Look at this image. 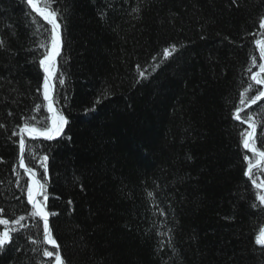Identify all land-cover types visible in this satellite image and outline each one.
<instances>
[{
  "label": "trees",
  "instance_id": "trees-1",
  "mask_svg": "<svg viewBox=\"0 0 264 264\" xmlns=\"http://www.w3.org/2000/svg\"><path fill=\"white\" fill-rule=\"evenodd\" d=\"M57 6L62 50L51 78L68 123L53 140L25 132L23 159L44 185L38 200L66 264H264V160L246 174L260 158L241 135L254 124L264 151V96L251 102L264 91L251 79L264 64V0ZM50 28L24 0H0V219L9 221L0 232L13 237L0 264H55L42 255L55 249L27 199L32 177L19 149L26 121L51 123L38 62Z\"/></svg>",
  "mask_w": 264,
  "mask_h": 264
},
{
  "label": "snow or ice",
  "instance_id": "snow-or-ice-1",
  "mask_svg": "<svg viewBox=\"0 0 264 264\" xmlns=\"http://www.w3.org/2000/svg\"><path fill=\"white\" fill-rule=\"evenodd\" d=\"M24 2L27 5L31 6V9H34L36 13L39 14V16L43 17L45 21L48 22L49 25H51V28L48 29L49 38H50V44L51 48L50 51H48V54L44 56L43 59L39 60L38 62L44 66V71L48 75L44 78L43 81V90H44V99L48 102V112L51 113V123L50 126H47V124L43 127H35V126H29L28 122L26 121L24 124L23 131L27 132L29 136L33 138L43 137L47 140H53L57 137H60L63 133L65 125H67L68 120L67 118L57 109L53 106V98L51 96V90L54 87V85L51 82V77L55 75L52 68L55 65V59L60 53V45H61V37H60V23L58 22V17L62 15L61 9L57 6L58 0H44L43 7L38 6L36 3L33 2V0H24ZM134 11H139L138 9H134ZM29 17L30 23L36 25L37 30L39 29V25L36 24L35 17L32 15V12L29 11L27 13ZM260 27L264 28V18H261V24ZM258 44H261V56L264 57V42L257 41ZM40 47H45L44 43H41L39 45ZM6 47V41L3 38H0V49H3ZM175 51V45H170L169 48L164 49V57L172 55V53ZM155 59V57H153ZM253 63H255V57H253ZM51 64V67H50ZM158 67V65L156 66ZM259 69L261 73H264V64L259 65ZM250 71V70H249ZM139 77L141 79H147L148 77L145 75L143 71L139 73ZM251 79L255 81L257 85H264V79L258 78V74L253 73L251 76ZM140 80H137V83H139ZM59 83H63V80H60ZM251 87V85H250ZM107 90H105L106 93ZM105 93H102L104 95ZM264 96V91H260L259 95L255 96L254 99H252V103H255L257 100L260 99V97ZM100 100L98 99L94 103H99ZM243 104V101H241ZM91 111L95 110V106H93ZM86 111H89V109H86ZM11 115V113H9ZM235 118L237 120H241V116L239 113V110L235 114ZM252 120V116L248 115L247 119L243 120L242 122L248 123ZM4 125L0 124V128H3ZM250 127L254 126L250 125ZM243 137V147L245 149L250 150L251 153L258 156L260 159L257 160V164H259L262 160H264V151H258L257 147L255 146L254 142H250V138L252 136V133H248L247 131L241 133ZM19 149L21 153L20 158V166L25 168L26 172L32 177V182L27 188V199L32 204L34 212L33 215L35 217H39L42 220L43 223V234H44V241L52 245L55 249V252L49 251L47 248L43 249L42 255L45 257H53L55 256V264H66L63 257L60 255L59 252V244L57 241L53 238L51 231L49 229L48 225V216L50 213H48L45 209V205L37 199V197L42 196L43 200H47V196L44 195V185L40 182V180L36 179V172L33 170V168L27 167L24 163L23 159V153L25 151V141L23 138L19 141ZM31 155V153H30ZM48 159L47 155H44L41 161V167L46 168V162ZM246 160L249 159V157H245ZM252 173V165L251 162L248 166V173L247 175H251ZM19 175V174H17ZM253 183H256V181H253ZM259 187H264V185H259ZM149 197L154 196L153 193H148ZM259 200L261 203H264V195L259 196ZM256 205H253L255 207ZM162 211V210H161ZM0 215H5L3 213V210L0 209ZM24 217H21L20 220H23ZM9 221L7 219H0V225H7ZM19 223V221H17ZM257 242L264 245V230H261V233L259 237L257 238ZM13 244V237L10 233V231L5 227V229L0 232V255H3L4 252L8 249V246ZM19 251V249H16Z\"/></svg>",
  "mask_w": 264,
  "mask_h": 264
},
{
  "label": "water",
  "instance_id": "water-1",
  "mask_svg": "<svg viewBox=\"0 0 264 264\" xmlns=\"http://www.w3.org/2000/svg\"><path fill=\"white\" fill-rule=\"evenodd\" d=\"M33 2H34V0H33ZM35 3V2H34ZM40 7H43V6H40ZM60 37H61V30H60ZM61 50H62V37H61V45H60V53H61ZM60 53H59V55H60ZM58 55V56H59ZM57 56V57H58ZM56 57V58H57ZM43 66V65H42ZM43 69H44V66H43ZM257 74V73H256ZM48 75V74H47ZM51 82H52V80H51ZM52 84H53V82H52ZM54 85V84H53ZM54 92H55V86L52 88V90H51V96H52V98H54ZM21 132H24L23 131V129H21ZM31 137V136H30ZM21 138H23L24 139V141H25V138H24V136L22 135L21 136ZM43 138V137H42ZM25 146H26V141H25ZM24 154V153H23ZM25 169V168H24ZM39 180V179H38ZM48 225H49V229H50V218H49V216H48Z\"/></svg>",
  "mask_w": 264,
  "mask_h": 264
},
{
  "label": "rangeland",
  "instance_id": "rangeland-1",
  "mask_svg": "<svg viewBox=\"0 0 264 264\" xmlns=\"http://www.w3.org/2000/svg\"><path fill=\"white\" fill-rule=\"evenodd\" d=\"M263 163V160L259 163V166ZM257 165V163H255L253 166H252V169ZM60 255L63 257V254L62 252H60ZM64 258V257H63Z\"/></svg>",
  "mask_w": 264,
  "mask_h": 264
},
{
  "label": "bare ground",
  "instance_id": "bare-ground-1",
  "mask_svg": "<svg viewBox=\"0 0 264 264\" xmlns=\"http://www.w3.org/2000/svg\"><path fill=\"white\" fill-rule=\"evenodd\" d=\"M256 72H258V71H256ZM263 191H264V190H263ZM262 230H264V228H263Z\"/></svg>",
  "mask_w": 264,
  "mask_h": 264
}]
</instances>
